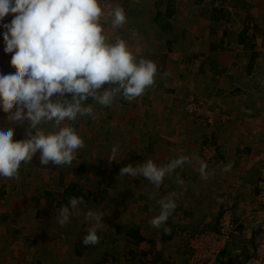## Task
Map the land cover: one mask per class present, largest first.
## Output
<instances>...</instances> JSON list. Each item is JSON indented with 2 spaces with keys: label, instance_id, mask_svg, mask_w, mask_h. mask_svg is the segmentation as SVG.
Returning <instances> with one entry per match:
<instances>
[{
  "label": "rangeland",
  "instance_id": "1",
  "mask_svg": "<svg viewBox=\"0 0 264 264\" xmlns=\"http://www.w3.org/2000/svg\"><path fill=\"white\" fill-rule=\"evenodd\" d=\"M156 1L98 0L105 14L110 8L119 5L124 8L127 17V23L121 29L113 30L110 24L105 22L107 19L106 15L102 16L101 24L104 28V34L110 39H113L114 36L118 34L128 45L133 43L134 47L141 42L150 46L151 42L153 43L155 40L153 39L154 37H157L155 41L174 39L175 35H177L182 27H189V25L186 24L187 19L185 21L184 19L188 18L191 14L190 18L193 20L203 19V21H197L198 24L195 29L198 28L204 32V36L201 38H194L192 46L189 47L191 50L187 48L180 52H182L183 56L194 55L196 58L199 57L198 60L201 61V56L205 50L208 49L209 52H207L208 56L205 58L204 66L206 76L200 72V80H198L194 75V72H196L195 68V71L192 70V73H179L178 75L180 77L177 75L169 87V79H166V85H162L160 90L154 91L153 93L150 91V95L145 92L142 96L143 98H147V100H152L155 103L153 106L142 103L140 101L142 97L131 102L122 98H117L111 107H102L92 103L95 119L81 117L75 123L76 131L84 139L85 147L78 150L76 159L73 160L71 166L65 165L57 167L49 164L43 168L42 166L38 168L33 161L29 164H24L22 162L19 170V179L0 177V189L3 186L5 191L0 201V219H2L0 222V235L4 234L3 239L0 237V264H35L37 262L39 264H105L103 260L108 259V252L105 251L104 247L105 241L100 244L99 247H101V249L99 251L87 252V250H85L86 252H82V256L77 258L75 249H79V246H82L80 242H82L83 237L87 234V229L92 226L91 223L85 221V212L91 209L101 214L102 224H104V220L108 221L110 224L116 222V219L119 221L123 213L135 222L142 218L143 213L135 208H110L112 205H107L106 202H109L110 198H112L113 202L119 206L122 197L126 194L121 196L119 187L117 189H109L106 187L112 180V176L110 175L111 171L103 164L100 167L97 156L101 158V160H108L112 146L118 144L117 158L122 160L125 157L122 155V150L123 147L128 145L127 142L129 139H134L144 134L143 132L137 133V128L143 131L144 127L149 128L155 125L156 128L153 127L149 130H151L153 135L157 136L162 127H164L162 126L163 124L160 123L161 118L156 116L157 113L161 112L159 110L154 111V108H156L158 104L167 111L182 108L187 116L186 118H189V121L195 122L200 128H203L202 135H199L202 138L198 150L199 156L207 164L210 163L214 168L221 167L217 166V158H221L220 156L223 154H226L224 156H228V158H232L231 155L236 146L233 143H223L222 140H225L222 138L224 128L226 127L224 134H228L233 125L232 122L238 118L244 119L243 115H247V118L250 117L249 119L251 122L253 121L251 124L252 126L250 125L249 134H247L248 143H256L250 147L252 148L251 151L257 159V162H259L258 166L260 167V165L264 163V0H205L199 3L197 5L198 7L194 4L195 0H175V12L172 16H170L169 19L166 16L161 17L163 18L161 23L164 26H166L168 22L171 24V29L167 30L168 33L165 32V34L164 30L167 27L161 28L160 22L155 21L154 17H152L155 9L156 12L159 11L163 14L166 8L162 5L155 6ZM213 2H215V7L213 6ZM210 6L214 9L220 7L225 12V17L221 20L219 26H217V24L216 27L211 26V24L214 26L215 24L211 23L212 21H210L208 17L209 12H211ZM197 10L201 11L200 13L202 15L204 14L202 18L193 17ZM154 24H156V26L158 25L157 30L161 32H157L154 29ZM245 28L250 36L253 35L252 49L247 48L243 50V48L236 43V37L239 32ZM209 30H213V33L211 32L208 34ZM161 34L163 37H161ZM199 34L201 35V33ZM220 38L223 39L221 45L213 51L209 50L210 44H218ZM206 46L208 47L205 48ZM166 48L168 47L167 45L165 47L164 43V46L158 45V48L150 50L153 51L156 56L158 54H163L164 56L166 54ZM216 52L220 53L217 54ZM253 53H255L254 56ZM218 55L226 56L224 60L226 64L223 65L218 61V66L213 68L215 70H208L207 67L210 66L208 60H210V57L216 60ZM251 58L254 60L250 68L248 65ZM177 70L179 71V69H176V71ZM216 76H218L219 81H216ZM220 80L225 82V89H218L222 83ZM216 85L218 87H216ZM236 88H241V92L238 93ZM190 101H195L198 105V111L194 114L187 113L185 109L186 106L191 103ZM221 106L224 107V111L218 112L219 109H222ZM235 106L237 108L233 110ZM239 109L240 112L238 113ZM172 114L173 112L169 113V117ZM216 125L222 130V133L218 136L215 134V131L218 130L215 129ZM45 127L49 126L46 125ZM231 129L235 130L236 128L233 127ZM251 129L255 133H252ZM233 130L231 131L233 132ZM162 132L167 133L168 130L162 129ZM250 138H253V140L249 141ZM13 139L21 140L23 138L22 135H20L19 138L13 137ZM207 143L214 147V150L211 152L213 155L212 157H206L203 154L204 147H206ZM174 147L175 146H171L172 149H174ZM223 151L225 153H223ZM38 155L39 154L35 157L38 158ZM88 155L91 156V159L88 158ZM81 165H84L83 173L86 172L85 170L96 171L93 176L89 175L91 176L88 177L89 179L94 181L102 180L95 190L106 187L104 191H101L103 192L101 193L102 195L98 196L99 203H97L98 205L102 204L104 207L99 208L95 206L94 208L92 205L90 206L84 203L80 206L77 213L70 217L69 222L62 227L56 222V215L60 208L56 206L49 209L48 203L53 199L60 200L58 195L62 188V186L58 184L60 180L65 183L79 181L78 170L82 167ZM117 178L120 179V176L118 175ZM81 180L82 181H79L81 184L87 181V179L84 180L83 178H81ZM45 192H50V196H48V194L45 195ZM253 194L254 193H252V196L245 202L241 203L237 209L232 201L225 203V205L222 204V212L229 210L232 214L241 216L243 219L244 229L242 228L241 231L244 233L242 232L240 236L233 238V241L236 240V242H240L246 239L249 240L254 236L252 234L254 225L252 221H249L245 217L249 208L253 206ZM51 197L53 198L49 200ZM13 198H15L17 202ZM125 200L129 199L126 198ZM125 200L123 199L124 202ZM154 200H156V197L151 199L150 203ZM115 203H113V205H115ZM146 203L149 202L147 201ZM21 205H23L22 208L28 206L32 209L31 214L26 216L27 218H43L44 223H42L43 220L42 222L38 221L37 230L31 229L32 231L29 237L18 242L19 246L16 250H19V252H8L10 243L8 234L4 232V229L6 224H8L9 228H18V217L20 218L22 212H27L26 209H16ZM34 206L46 209V211L40 215L42 217L35 215V210L32 208ZM9 209L11 210V215H6L8 212L6 210ZM147 211L152 213V206L148 208ZM11 221H15L16 223ZM9 222H11L10 225ZM130 224L131 223H128V225ZM170 231H172L171 240L163 241V244H161L164 249L162 253L165 260H170L171 263L175 262L176 264L179 259L178 255L182 253L179 250H187L182 234L184 231L196 230H193V225H178L174 226ZM106 243H109L108 240H106ZM173 248H175V250H173ZM115 252H120V250H116ZM10 253H16V255L9 256ZM189 256L190 252L188 251L186 252L184 264H192ZM140 258L142 257L130 256L127 260L124 259L121 264H134L132 263L133 261L137 264H148L147 261H143ZM117 260L119 263L120 257H118ZM106 263L109 264L110 261ZM239 263L240 262L236 264Z\"/></svg>",
  "mask_w": 264,
  "mask_h": 264
},
{
  "label": "clouds",
  "instance_id": "2",
  "mask_svg": "<svg viewBox=\"0 0 264 264\" xmlns=\"http://www.w3.org/2000/svg\"><path fill=\"white\" fill-rule=\"evenodd\" d=\"M8 14L15 15L0 27L5 29L3 51L11 54L9 63L15 71L0 74V112L5 114L0 126V177L19 179L22 162L31 163L37 154L42 166H71L85 147L75 123L81 117L95 119L93 106L86 102L111 107L117 98L131 102L142 97L154 85L159 67L151 59L137 58L120 35L110 39L104 34L102 16L113 30L127 23L122 6L105 14L98 0H0V21ZM15 126L24 127L23 139H13ZM118 148L112 146L110 163L121 160ZM190 162L187 155L162 165L148 158L121 167L119 176L143 177L159 189L166 177ZM207 167L199 160L204 180ZM231 169L229 162L222 171ZM176 182L182 183L178 176ZM175 195L156 200L159 211L148 221L152 228L170 231L166 222L177 207ZM83 203V197H70L58 210L56 222L66 225ZM84 219L92 226L82 243L95 246L102 215L89 209Z\"/></svg>",
  "mask_w": 264,
  "mask_h": 264
},
{
  "label": "crops",
  "instance_id": "3",
  "mask_svg": "<svg viewBox=\"0 0 264 264\" xmlns=\"http://www.w3.org/2000/svg\"><path fill=\"white\" fill-rule=\"evenodd\" d=\"M204 1L205 0H202V2ZM157 3L158 0L156 1L155 6H157ZM162 6L167 7L165 4H163ZM211 9L213 8L211 7ZM165 12H166V8L163 14H161L160 12L162 17H165ZM200 12L201 11L197 10V12L194 13L193 17L202 18L204 14L202 15ZM14 15L15 14H8L4 18V20L0 21V25H2L3 23H9ZM155 15H156V9L152 17H155ZM190 17L191 14L189 15L188 18L184 19V21L187 19L186 24H188L189 27H185V26L182 27L178 33L176 32L177 35H175L174 39L167 41H155L157 37H154L153 38L155 39L153 41L154 44L151 42L150 46L141 42L140 44H137L136 47H134L133 43H130L129 47L133 51V54L137 56V58L144 57L147 59H151L158 64L159 71L157 76L155 77V83L152 87L146 90L147 94H149L150 91H152L151 93H153L154 91L160 90L162 85H166L165 84L166 79H169L168 80L169 83L168 87H169L173 83L172 81L175 79V77H177L179 73L181 74L192 73L193 72L192 70L195 71V68H196V72H194V75L198 80H200V72H202V74L206 76V70L204 66H205V58L208 56L207 52H209L208 49L205 50V52L201 56L202 57L201 61L198 60L199 57L196 58V56L194 57V55L183 56L182 52H180L183 49H187L191 47L195 37L201 38L204 36V32H202L198 28L195 29L198 24L197 21H203V19L193 20ZM209 20L212 21L211 19ZM211 23L215 24V26L211 24L212 27H216V24L217 26H219L220 22L213 20ZM157 26L156 24H154L153 25L154 29L157 32H161L160 30H157L158 28ZM170 29H171V24L168 22L167 28L164 30V34L165 32L168 33L167 30ZM4 31L5 29H3V27H0V74H8L15 71L14 68L10 66L9 63L11 54L5 53L3 51L5 45H4L2 33ZM211 32L213 33V30H209L208 34H210ZM199 33H201L202 36ZM161 37H163L162 34ZM238 38H239V34L236 37L237 40L236 43L238 46L243 48L242 45L238 43ZM184 41H185V45H184ZM222 42L223 39L220 38L218 44H214V43L210 44L209 50L213 44L215 45V49H217ZM164 43H165V47L166 45L168 47L166 48V54L164 56L163 54H158L156 56V54L150 50V49L158 48V45L164 46ZM207 47L208 46H206L205 48ZM188 50L191 49L189 48ZM216 53L219 54L220 52H216ZM225 58H226L225 55H218L216 60L213 58L215 66L214 67H212V65L208 66L207 69L215 70L213 68L218 66L219 64L218 61H220L223 65H225L226 64V62H224ZM210 60H208L209 64H210ZM250 60L252 61V59ZM250 64L251 63H249V65ZM249 67L251 68V66ZM176 69H179V71L178 70L176 71ZM178 77L180 76L178 75ZM216 81H219L218 76H216ZM220 81L222 83L220 84V88L218 89L220 90H222L223 88L225 89L226 87L225 82L223 80ZM216 87L218 86L216 85ZM236 91L240 93L241 88H236ZM140 101L146 105L150 104V106H153L155 104L152 100H147V98L145 97L144 98L142 97ZM92 103L94 102L92 101L91 103L88 104H92ZM221 108L222 109L221 110L219 109L218 112L222 111L224 107L221 106ZM236 108L237 107L235 106L233 110ZM167 109L170 110L169 108ZM156 110H159L161 112V113H157L156 116L161 118L160 123L163 124L162 126H164L162 127V129L168 130L167 133H163L161 129L157 134V136L153 135L151 130L149 129L155 127V125H152L149 128L144 127L143 131L140 128H137V133L143 132L144 134H141L134 139H129V141L127 142L128 145L123 147L122 155L125 157L122 160H120V158H117V160H120L119 162L110 163L109 160L104 161L97 156L100 167L103 164L106 168L109 169V171H111L110 175L112 176V180L106 185V187H108L109 189H117L119 187L121 196L126 194L125 196L122 197L119 206L118 204L113 202L112 198H110L109 202H106L107 205H112L110 206V208L116 207L121 209L122 208L138 209L141 211V213H143L142 218L134 222L127 215L123 213L119 221L116 219V222H113L111 224L108 221L104 220V224H101L100 228L97 231V234L100 238L99 243L96 244L95 246L92 245H89L87 247L85 246L86 248L81 246L79 248L81 253L80 254L76 253L77 258H80V256H82L83 254L82 252H86L85 250H87V252L99 251L101 249V247H99L100 244L103 241H105L104 244L105 251L108 252V259L103 260L105 264H108L106 263L108 261H110L109 264H121V262L123 263L124 259L127 260L128 258H130V256L132 257L140 256L142 257L140 259H142L143 261H147L148 264H166V263L175 264V262L171 263L170 260L164 259V255L162 253L164 249H163V245L161 246V244H163V241L171 240L172 231L165 233L162 228L159 230L154 229L148 223L149 219L152 216L156 215L159 211V207L156 204L157 199L167 196L170 193L176 194L175 199H176L177 207L169 216L166 222V225L170 230L174 226H178V225H183V226L193 225V230L197 231L200 229H204V230L215 229V227L218 224V220L221 216V212L223 208L222 204L225 205V203L232 201L233 204L236 205V207L235 206L234 207L237 209L238 206L241 205V203L245 202L248 198L252 196V193L255 192L256 190L255 186L259 177V173H258L259 162H257V159L254 157V154L251 151L252 148L250 147L251 145H254L256 143L249 144L247 139V134H249L250 131V125L253 122V121L251 122V120L249 119L250 117L247 118V115L244 114L243 115L244 119L238 118L234 120L232 122L233 125L231 128L235 127L236 129L233 130L230 128L228 134H224L226 127L224 128L222 138H224L225 140H222L223 143L226 144L227 142L229 144L233 143L236 145L233 150V154L231 155L232 158H228V156H224L226 154L220 156L221 158L218 157L219 159L217 158L218 160L217 166H221V167L220 168L215 167L216 169L213 166H211L210 163H208L207 164L208 179L204 180L201 178L199 173V160H201V158L199 156V151H198L202 139L199 135H202L203 128L202 127L200 128V126H198L197 123L189 121V118H186L187 116L182 108L174 109L173 111L171 110L173 114L170 117H169V113L172 112L163 109L160 104H158L157 107L154 108V111ZM239 112L240 109L238 110V113ZM4 118H5V114L3 112H0V126L3 125ZM215 129H218L217 130L218 132L215 131L216 136L222 133V130L217 125ZM231 130H233V132ZM251 132L255 133L252 129ZM20 135H22V138H24V127L15 126L14 138H19ZM252 140L253 138L249 139V141ZM171 146H175L174 149H172ZM223 153L225 152L223 151ZM180 155L189 156L191 162L186 163L182 169H177L172 174V176L166 177L159 189L154 188V186L151 185L143 177L130 178L128 176H123V177L120 176V179L117 178L119 175L120 168L127 164L131 163L133 164V166H135L136 163L142 162L144 159L151 158L154 160V162L157 165H162L167 163L170 159L176 158ZM88 158L91 159V156L88 155ZM229 162L232 163V169L231 171L225 173L222 171V168L224 165L228 164ZM85 171L86 172L84 173L82 172L83 174L82 173L79 174V178H80L79 181H82L81 178H83L84 180L87 179V181L84 184H81V182L78 181L77 183L80 186H84V185L88 186L90 189H93L94 192L95 191L100 192L106 189L105 187L100 190L99 189L95 190V188H98L102 180L94 181L89 179L88 177H91L89 175L93 176L96 171H92V170L90 171L85 170ZM177 176L180 178L182 183L177 184L176 182ZM68 183L65 184L67 185ZM62 190H63V186L61 188V191ZM101 193L103 192H100L99 195H101ZM152 193H155L156 200L150 203L151 199L149 197ZM1 196L2 195H0V201L2 200ZM126 198H128L129 200H125ZM13 199L17 202L15 198ZM123 199L125 200V202L123 201ZM96 200H98V196L95 200L92 199V197H90L89 201L87 202V205L90 206L92 205V207L94 208L95 206L99 208L104 207L102 206V204L98 205ZM147 201L150 204L146 203ZM113 203H115L116 206L113 205ZM107 205L106 207H108ZM150 205L153 208L152 213H149L147 211L148 208H151ZM22 206L23 205L17 207L16 209H21ZM32 208L35 210L36 216L42 217L40 216L42 215L40 208L43 207L37 208L36 206H34ZM23 209H26L27 212H22L20 218L18 217L17 219L18 228H14V229L9 228L8 224H6L5 226L4 232L8 234L9 243H10L8 252H19V250H16L19 246L18 242L20 240L22 241V239L28 238L32 231L31 229L37 230L38 221L42 222L43 220L42 223H44L43 218L26 217L30 215L32 212V209L30 207L24 206L21 210ZM6 211H8L6 215H11L10 209ZM1 221L2 219H0V222ZM11 222H15V221H11ZM11 222H9V225ZM128 223L131 224L128 225ZM3 236L4 234L0 235L2 239ZM106 240H108L109 243H106ZM253 248H254L253 238L249 240L246 239L240 242H236V240H234L230 244H227L225 248L222 250V253L220 255V260L226 262L228 258L236 257L237 259L240 258L238 261L241 263L243 259L247 258L253 253L252 252ZM116 250H120V252L116 253L115 252ZM173 250H175V248H173ZM179 251L182 253L178 255L179 259L176 262V264H184L186 260V252L188 251L186 249ZM13 255H16V253H10L9 256H13ZM118 257H120L119 263L117 260ZM187 262H188V258H187ZM132 263L137 264L135 263V261H133Z\"/></svg>",
  "mask_w": 264,
  "mask_h": 264
},
{
  "label": "built area",
  "instance_id": "4",
  "mask_svg": "<svg viewBox=\"0 0 264 264\" xmlns=\"http://www.w3.org/2000/svg\"><path fill=\"white\" fill-rule=\"evenodd\" d=\"M185 109L187 113L194 114L198 111V105L192 101ZM213 150L214 147L207 143L203 154L206 157H212L211 152ZM255 188L253 206L249 208L245 216L254 225L252 233L254 235L253 253L239 264H264V163L259 167V177ZM243 224L241 216L225 210L221 213L215 229L184 231L182 237L187 250L190 252L189 259H191L192 264H217L225 246L233 242V238L242 234Z\"/></svg>",
  "mask_w": 264,
  "mask_h": 264
},
{
  "label": "trees",
  "instance_id": "5",
  "mask_svg": "<svg viewBox=\"0 0 264 264\" xmlns=\"http://www.w3.org/2000/svg\"><path fill=\"white\" fill-rule=\"evenodd\" d=\"M199 3H202V0H195L194 1V4H196V5H198ZM214 3L215 2H213V6H214ZM163 4H165L167 6L166 7L165 16L167 18H169L175 12V10H174L175 0H158L157 6H161ZM210 10H211V12H209V19H211L212 21L214 20V21H217V22H221V20L225 17V14H224L225 12L220 7L219 8L217 7L215 9L214 8L211 9V6H210ZM161 17L162 16H161L160 12H156V15H155L154 19H155V21H159L160 22V27L161 28H166L168 24H166V26H164L161 23V21H163V18H161ZM252 38H253V35L250 36L248 34V31H247L246 28L243 29L241 32H239L238 43L242 45L243 50H245L247 48L248 49H252L253 48ZM214 49H215V45L213 44L212 47H210V50H214ZM254 55H255V53H253V56ZM251 59H252V61L250 62L251 64L249 66H252L253 58H251ZM211 65H212V67L215 66L213 58H211V60H210V66ZM91 102H92V100L89 99L86 103H91ZM32 161H33L34 164L37 165L38 168H39V166H42L39 163V159L36 158L35 156L33 157ZM81 166L82 167H80V169L78 170L79 174H81L83 172V170H84V168H83L84 165H81ZM43 167L44 166H42V168ZM63 182L64 181H62V180H60L58 182V184L60 186H63V190L58 194L59 197H60V200H55V199L51 200L53 198V197H51L49 199L51 201L48 203V208L49 209H52V208H54L56 206L61 208V206L68 205L70 197H83L84 203H87L89 201L90 197H92V199L95 200L97 198V196H99V193L101 192V191L100 192L97 191L98 193L96 191L94 192V190L90 189L88 186L84 185L85 187H87V188H85L84 186H80L77 182H70L67 185L65 183H63ZM4 193H5V191H4L3 186H2V188L0 189V195H2ZM45 193H46L45 195L48 194V196H50V194H51L50 192H45ZM96 202L99 203V200H96ZM40 210H41V213H44L46 211L45 208H40ZM80 245L85 247V245L82 242H80ZM79 248H80V246H79ZM75 250H76V253H78V254L81 253L80 249L76 248ZM235 258L236 257H234V258L230 257V258H228L226 260V262L225 261H221L220 258H219L217 264H236V263L239 262L238 260L240 258H238V259L237 258L235 259ZM234 261H236V262H234ZM35 264H39V263L37 262Z\"/></svg>",
  "mask_w": 264,
  "mask_h": 264
}]
</instances>
